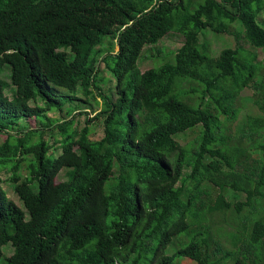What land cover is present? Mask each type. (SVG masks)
<instances>
[{"label": "trees", "instance_id": "trees-1", "mask_svg": "<svg viewBox=\"0 0 264 264\" xmlns=\"http://www.w3.org/2000/svg\"><path fill=\"white\" fill-rule=\"evenodd\" d=\"M262 3L0 0V75L3 66L10 70L9 83L0 76V133L7 135L0 171L10 172L19 202L8 198L0 178L2 264H173L176 258L264 264V95L255 101L260 114L246 120L247 146L229 144L221 127V119L235 120L257 57H242L238 48L212 56L199 42L204 30L232 34L238 23L244 41L264 49ZM172 31L184 39L174 61L140 72L143 49ZM105 37L116 44L101 51ZM100 61L117 96L104 98L94 118L104 116L100 140H91L86 127L71 133L65 128L71 122L59 123L61 151L54 156L51 145L34 140L35 130L15 136L21 120H49L46 114L73 103L78 90L88 95ZM183 81L201 86L183 92L197 93L193 103L180 95ZM196 127V143L181 145L176 137ZM60 172L64 180L57 182ZM210 188L218 194L204 204ZM227 191L245 200L232 206ZM244 209L249 230L233 234L232 249H224L208 217ZM8 245L12 254L4 256ZM170 245L175 250L166 255Z\"/></svg>", "mask_w": 264, "mask_h": 264}, {"label": "rangeland", "instance_id": "rangeland-1", "mask_svg": "<svg viewBox=\"0 0 264 264\" xmlns=\"http://www.w3.org/2000/svg\"><path fill=\"white\" fill-rule=\"evenodd\" d=\"M264 8V0L262 3ZM258 21L262 23L264 27V10L260 13ZM232 34L225 35H215L210 30H204L201 35L199 42L201 44H206L212 56H217L223 49L232 48L240 49L241 56L245 57L247 54H255L256 60L253 62L254 67L257 69L255 78L248 87H246L238 96L236 106L238 107V113L235 120L231 122H224L221 119V127L223 129V134L228 138V143L233 145H245L251 143V137L247 136L243 130L246 125V120L248 117H252L260 114L259 109L256 106L255 101L260 99V96L264 95V49H252L249 44H247L243 39L242 27L235 23L230 27ZM183 37L176 31L170 32L168 35L163 37L157 44L152 46H146L137 62V67L140 72H145L151 68H157L166 62L174 61L175 52L182 46ZM109 42L115 45V41H111L108 37L104 38L103 44L100 47L101 51H106ZM114 51H117L115 46ZM10 70L8 66H3L1 72V78L9 83ZM96 87V88H95ZM95 87L91 88L88 95H85L80 90L76 92V100L73 103H66L61 111L52 110L46 115L49 120H43L44 118L38 119H27L21 120L19 125L12 132H18L16 137L23 136L27 130H35L34 140L41 139L52 146L50 152L54 156L60 154V149L58 142L61 139V132L55 126L62 122H71L70 125L65 126L69 132H79L83 128L89 130V138L91 140L97 141L103 137V118L104 116H99L94 119L101 110L105 109L104 98L114 102L117 98L115 94V79L110 74L107 67L101 61L98 63V71L96 76ZM200 90L201 86L197 83L183 81L178 86L180 95L184 101L191 98L189 103H193L196 100L197 93L189 95V97L183 94L184 91H189V89ZM13 88L9 87L6 91V95L11 98ZM180 97V98H181ZM32 105V103H30ZM39 105L42 103L38 101ZM38 130V131H37ZM200 129L198 127L193 130H189L182 135H178L176 139L183 146L194 145L198 139ZM244 136L243 142L240 138ZM7 135L0 133V144H2ZM25 168L21 169V174L24 175ZM190 173V169L187 168L184 171V175ZM117 167L114 168V175H117ZM10 177V172L7 168H3L0 171V178L4 180L3 189L6 191L7 196L17 205L19 204L17 197L13 193L12 185L7 182ZM63 172H60L56 178L57 182L63 181ZM208 196H202L204 198V204H213L218 191L210 188L208 189ZM226 200L234 206L237 202H243L244 196L242 194H233V192L227 191L225 193ZM212 225V230L214 233V240L221 244L224 249L231 250L232 246L230 243V237L233 234L238 233L243 228L247 227L250 221V214L245 209L239 214H236L234 210L229 211L226 215L215 214L212 218L208 217ZM247 231L249 228H246ZM242 232V231H240ZM243 239H246L244 233ZM175 246L177 247L176 243ZM174 248L171 245L166 251V255H171L174 252ZM4 256H9L12 254V249L8 245L2 249ZM3 262L0 260V264ZM173 264H196L193 261L186 258H176Z\"/></svg>", "mask_w": 264, "mask_h": 264}]
</instances>
